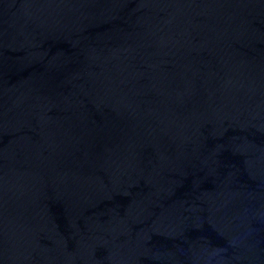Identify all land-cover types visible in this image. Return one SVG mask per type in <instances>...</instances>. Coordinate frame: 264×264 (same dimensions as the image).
Instances as JSON below:
<instances>
[{
  "label": "water",
  "instance_id": "obj_1",
  "mask_svg": "<svg viewBox=\"0 0 264 264\" xmlns=\"http://www.w3.org/2000/svg\"><path fill=\"white\" fill-rule=\"evenodd\" d=\"M0 264H264V0H0Z\"/></svg>",
  "mask_w": 264,
  "mask_h": 264
}]
</instances>
